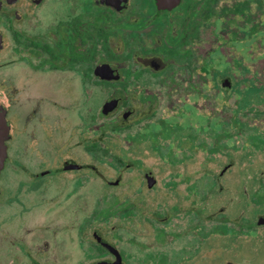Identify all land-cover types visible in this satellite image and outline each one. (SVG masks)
<instances>
[{"label":"flooded vegetation","instance_id":"obj_1","mask_svg":"<svg viewBox=\"0 0 264 264\" xmlns=\"http://www.w3.org/2000/svg\"><path fill=\"white\" fill-rule=\"evenodd\" d=\"M0 71V264L114 262L95 231L119 264L254 263L264 182L217 183L208 229L209 169L179 168L203 152L218 179L264 178V0H0Z\"/></svg>","mask_w":264,"mask_h":264},{"label":"rangeland","instance_id":"obj_2","mask_svg":"<svg viewBox=\"0 0 264 264\" xmlns=\"http://www.w3.org/2000/svg\"><path fill=\"white\" fill-rule=\"evenodd\" d=\"M2 76V71H0V77ZM0 100H2V95H0ZM95 105V103H94ZM74 141V140H73ZM72 141L71 139L68 140V144H71ZM172 150H170L171 152ZM173 152V151H172ZM131 161H133L131 158H129ZM165 162L167 164V166L169 165L170 167H174L173 165H175L177 163V157L176 154L170 153L169 156L167 158H165ZM224 159L218 158V159H211L210 156H208L205 153H201V155H199L198 153L196 155H194V157H192V159L188 160L187 164H182L180 165L179 170H183L184 168L187 170L186 173H191L194 174L195 172H197V169L199 168H203V169H209L211 172H216V168L219 167L222 163H223ZM91 164L96 165L99 170H104V174L106 176V178H114L115 176H117L116 174H114V171L112 169V167L110 166L109 163L104 162L103 164H95L94 160L91 159L90 160ZM136 164L138 165L137 168L135 170H140L139 165L142 166L143 168H154L155 171L158 172V174L160 175L161 178V182H165V178L168 175V169L166 167V165L163 163V160L160 159H151V158H140L139 160H136ZM247 166V165H246ZM0 170H5L3 167V162L1 164V169ZM199 171V170H198ZM203 171V170H202ZM258 171V170H256ZM256 171H252V170H240L238 171V173L236 174L237 177L235 178H231L229 179V177H225L223 179L219 180V183H224L226 184L228 183H249V182H259L262 181L264 182V178L259 177L260 175L258 173H255ZM208 174V173H207ZM206 173L204 174V172H202V194H203V218H204V224L205 226L208 224V226H206V228L208 227V229L210 228V220H207L206 217H208V215H210L212 213V205L215 201V199L219 198L222 196L221 193H217L214 192L212 184L213 183H218L217 181H215V179L213 180L212 178H210V176H208ZM132 174H130V172H128L127 174H125V180L127 182H132L134 184H136L137 182H139V180L137 179V177L133 178L131 177ZM194 183V176H187L186 181H191ZM3 180L1 181L2 185H3ZM91 189L93 192H96V189H98V185L97 182L93 181L91 182ZM97 198H99L97 196ZM96 197L91 199L90 202V212L92 214V216L94 215V211H97L99 207H97V205H95L96 202ZM259 206L256 205H250L248 207H236V211L237 212H241L244 213L245 215H250L253 216L255 213H257L259 211L258 209ZM98 222V221H97ZM114 223V219H112L111 224ZM92 224L97 225L96 222H92ZM203 233L205 234L206 232L203 231ZM203 236H207L204 235ZM251 237L249 240V252H245L244 254L241 255V257H244V259H251L253 258V255H256V259L255 261H253V264L256 263H262L264 262V257H262V255L259 256V254L261 253V248H264V241H262L259 236H253V234H250ZM76 248V254H75V263L80 262L83 260L82 258V254L78 252L77 247Z\"/></svg>","mask_w":264,"mask_h":264},{"label":"water","instance_id":"obj_3","mask_svg":"<svg viewBox=\"0 0 264 264\" xmlns=\"http://www.w3.org/2000/svg\"><path fill=\"white\" fill-rule=\"evenodd\" d=\"M112 108L111 106L107 107L104 109V113H107L108 111H110ZM1 127H2V122L0 121V169H1V164L3 162V157H4V151L2 148V141H3V135L1 132ZM154 182V178L153 177H149L148 179V183H153ZM94 239H96L98 241V243H100L102 246H104L105 248H107L112 254H114L116 256V260L114 262H109V261H101V262H95L93 264H119V257L118 254L116 252V249L113 245L108 244L105 240L101 239L100 234L98 233V231H95L93 234Z\"/></svg>","mask_w":264,"mask_h":264},{"label":"trees","instance_id":"obj_4","mask_svg":"<svg viewBox=\"0 0 264 264\" xmlns=\"http://www.w3.org/2000/svg\"><path fill=\"white\" fill-rule=\"evenodd\" d=\"M220 170H216V172H211L210 170H203L202 172H204V174L208 173L207 175L210 176V178H212L213 180L215 179V181H217L219 183V176L218 174H220L219 172ZM212 187H213V190L214 192H217L219 189H220V186L217 185V183H213L212 184ZM216 200V199H215ZM216 203H213L212 205V213L215 211L216 209V206H215ZM112 209V208H111ZM113 212V211H112Z\"/></svg>","mask_w":264,"mask_h":264}]
</instances>
